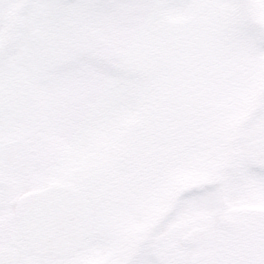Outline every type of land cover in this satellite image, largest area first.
<instances>
[{"label":"rangeland","instance_id":"374dc122","mask_svg":"<svg viewBox=\"0 0 264 264\" xmlns=\"http://www.w3.org/2000/svg\"><path fill=\"white\" fill-rule=\"evenodd\" d=\"M89 19L110 43L107 57L119 48L133 63L103 66L92 46L59 56L54 73L69 82L75 99L84 95L88 103L40 135L36 153L52 152L48 167L63 181L72 176L81 184L88 177L93 186L103 177L118 179L145 209L149 200H160L162 174L175 169L178 175L181 149L184 182L203 183L213 172V154L232 152L230 140L257 106L264 85V0H105L104 17ZM242 126V139L264 133V105ZM35 171L23 190L49 181ZM137 217L141 235L150 220L145 213ZM108 249L103 257L112 262Z\"/></svg>","mask_w":264,"mask_h":264},{"label":"flooded vegetation","instance_id":"af4514ba","mask_svg":"<svg viewBox=\"0 0 264 264\" xmlns=\"http://www.w3.org/2000/svg\"><path fill=\"white\" fill-rule=\"evenodd\" d=\"M104 3L0 0V86L13 91L0 114V147L20 140L22 145H30L25 160V148L2 154L12 165L15 162V171L2 163L0 150V255L15 256L13 264H42V259H50L44 264H58L64 260L34 254L12 215L19 196L60 182L82 191L93 211L89 234L67 258L71 264H88L89 258L93 264H264V167H256L244 152L243 142L252 138L240 136L242 125L246 126L255 112L240 123L236 137L230 140V148L241 142L234 153L231 148L230 153L213 154V172L204 176L203 183L184 182L185 154L180 150L176 155L181 161L178 175L162 174L160 200L155 209L148 208L149 225L141 235L136 230L134 193L124 191L118 179L103 177L93 186L88 185V177L81 184L74 183L72 176L63 181L48 167L54 162L52 152L41 149L36 153L40 135H46L58 120L60 124L71 120L73 107L83 111L88 103L84 95L75 99L69 82L54 73L59 56L62 59L65 52L92 46L101 65L108 61L105 42L91 37L93 29L99 30L100 36V26L90 28L89 19L104 17ZM259 102L260 110L264 85ZM22 160L24 163L17 165ZM36 167L49 181L23 190V181H35ZM106 249L112 262L103 257Z\"/></svg>","mask_w":264,"mask_h":264},{"label":"water","instance_id":"95a60500","mask_svg":"<svg viewBox=\"0 0 264 264\" xmlns=\"http://www.w3.org/2000/svg\"><path fill=\"white\" fill-rule=\"evenodd\" d=\"M112 57L122 55L115 50ZM7 98V92L0 89V110ZM247 153L254 164L264 165V137L249 143ZM15 216L26 243L34 252L64 257L81 244L91 227L92 214L78 192L70 187L51 185L22 197L17 202Z\"/></svg>","mask_w":264,"mask_h":264}]
</instances>
